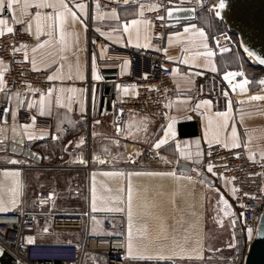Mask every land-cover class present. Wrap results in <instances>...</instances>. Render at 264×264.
Returning <instances> with one entry per match:
<instances>
[{
	"label": "crops",
	"instance_id": "crops-1",
	"mask_svg": "<svg viewBox=\"0 0 264 264\" xmlns=\"http://www.w3.org/2000/svg\"><path fill=\"white\" fill-rule=\"evenodd\" d=\"M170 1L172 6H183L192 0ZM42 2L53 7H32ZM9 3L11 8L7 7ZM63 3L70 11L61 6L60 0H0V21H4L0 31L5 33L7 28L21 23L34 38L25 48L31 67L53 77L52 89L38 98L6 93L4 87L0 91V97L8 104L7 120L0 123V143L34 141V150L42 158L38 166L22 171L7 164L27 159L0 149V207L3 211L16 210L20 205L33 207V183L50 185L44 174L56 166L47 150L57 149L59 154H68V162L78 164L72 167L79 176L73 184L81 193L78 198L83 200L80 211L88 204L92 212L109 214L110 232L124 235L127 257L176 259L187 264L203 261L208 219L218 211L223 194L217 178L208 172L193 177L176 167L180 161L202 162L206 149L212 145H243L250 156L264 157V99H251L264 95L251 92L232 104L224 94L216 99L204 94L205 73L220 72V65L219 52L210 37L211 26L200 11L194 19L170 22L164 53L172 64L174 91L165 119L159 121L131 111L121 125H116L112 104L133 94L134 79L145 69L129 57L118 63L109 62L107 45L130 52L151 48L152 25L145 14L160 3L129 0L115 9L97 5L89 8L83 0ZM89 13L93 32L106 40L90 51L86 28ZM133 20L137 23L132 24ZM200 32L204 35L200 36ZM209 52L213 54L209 56ZM0 62L3 75L6 63ZM104 84L110 85L108 94H104ZM23 106L31 109L33 118L48 121V127L37 128L33 118L19 123L18 112ZM185 121L197 123L196 136H178L177 125ZM161 140L166 142L156 148ZM87 155L95 165L133 167L125 170L95 166L88 171L84 166ZM220 181L232 198L230 182ZM224 207L233 214L230 204ZM94 225L97 231L104 229L100 218ZM67 237L78 239L71 234Z\"/></svg>",
	"mask_w": 264,
	"mask_h": 264
},
{
	"label": "built area",
	"instance_id": "built-area-1",
	"mask_svg": "<svg viewBox=\"0 0 264 264\" xmlns=\"http://www.w3.org/2000/svg\"><path fill=\"white\" fill-rule=\"evenodd\" d=\"M89 8L97 5L103 9H115L127 2L125 0H83ZM159 6L145 14L152 25L151 48H139L136 51L119 49L107 45L108 61L118 63L122 58L135 59L144 73L134 79L133 94L114 101L111 113L116 125H121L131 111L163 120L166 116L167 104L173 91L172 64L164 50L169 34L170 22L166 19V9L171 5L170 0H158ZM220 0H200L193 5L201 9L219 8ZM191 5V3H187ZM13 32L7 31L0 35V60L6 63L3 72V87L6 93L18 92L34 98L50 91L53 81L48 79L45 70L31 67L25 56V48L34 42L33 36L24 29L21 23H15ZM87 47L96 48L106 40L93 32L90 13L86 20ZM217 43L219 42L216 41ZM228 73H242L228 77ZM247 81V87L244 83ZM249 79L243 69H227L221 73L206 74L203 87L207 95L221 92L232 103L245 98L251 93ZM243 85V88L240 87ZM6 101L0 97V123L4 120ZM33 118L28 106H23L18 112L17 120L25 123ZM37 128L48 127V121L34 117ZM23 147L34 150V141H25ZM33 165L8 163L24 171ZM85 168L90 171L91 156L85 161ZM211 166V171H209ZM100 168H121L127 170L133 166H116L98 164ZM135 167V166H134ZM177 168V167H176ZM204 170L212 175L228 180L233 189V201L239 210V217L232 221L234 238L233 264H243L249 244L247 230L256 228L259 218L264 211V157H252L243 146L225 148L220 145L209 146L206 158L202 164H192L187 173L200 177ZM78 191L74 189V193ZM55 194L45 189L37 196L31 208L20 205L13 211H0V245L23 264H177L176 259H131L126 256L125 237L121 233L110 232L112 223L106 213H95L89 210L86 199V209L76 212H63L52 207ZM99 217L103 222L106 235H91L89 233L90 219ZM123 227H120L122 229ZM80 231L79 241L63 238L65 233ZM29 240L32 242L29 243Z\"/></svg>",
	"mask_w": 264,
	"mask_h": 264
},
{
	"label": "rangeland",
	"instance_id": "rangeland-1",
	"mask_svg": "<svg viewBox=\"0 0 264 264\" xmlns=\"http://www.w3.org/2000/svg\"><path fill=\"white\" fill-rule=\"evenodd\" d=\"M197 1L200 0H192L188 3H191V5L194 6L193 3ZM194 7L197 8L196 13L201 11V17L202 18L204 17L206 19L205 23L209 25V28L211 26L210 30L212 31V33L210 37L213 46L215 47V50L219 52L218 60L220 62V69H221L220 72H216V73H221L227 69L241 68L244 70L245 75L249 79L248 83H249V88L252 92L251 94L264 95V69L257 68L258 66L256 64H253L252 62H251L252 64L249 63V59L246 56V53L242 50L238 42V38L235 35L228 32L222 20L216 17V14L214 13L213 9L210 8L203 9V7L199 9L196 6ZM169 32H170V26H169ZM218 40L219 42L217 43L216 41ZM207 73H205L202 83L204 82ZM217 93L218 94H214V95H207L205 93L204 94L213 99L220 98L223 96L221 92H217ZM163 120H159V121H163ZM67 157L68 154L53 155L51 161H53L52 163L56 166V168H54L52 172L49 171L44 174L45 177L47 178L46 180L49 181L50 185L36 186L33 183L32 188L35 190L34 192L35 201L37 196L41 193V191L45 189H49L52 190L55 194L56 200L54 199L55 200L54 207L52 204L54 210L63 211V212H76V211H80V208L82 206L81 203H83V200L81 198H78L81 196V193L80 192L74 193L75 186L73 183L75 180L79 179V176H76L78 174L74 173V169L72 166L73 165L77 166L78 164L68 162ZM87 157L88 155L86 156V159ZM205 158H206V152L203 161L198 164H202ZM17 163L19 164L27 163L28 165H33L32 163L35 162L31 160H25V162L22 163L17 162ZM193 164H197V163H193ZM92 165L96 166L95 163H93ZM30 171H33V173L35 172L34 169ZM204 172H208V170H204ZM208 173L211 176H213L212 178H217V181L220 184L219 186L221 193L223 195H221V202L218 209L219 212L216 211L214 216H211L208 219L209 223L207 224L208 237H207L206 257L201 262H195L190 264H233L232 255H233L234 238L232 232V221L235 216L239 217V210L234 204L233 193L231 198L230 195H228L225 189L222 187L224 183L221 184L220 179L224 180V178L212 175L210 172ZM222 200H224V202ZM227 204H230L232 206L233 214L231 213L229 214L225 210L224 206ZM97 218L98 217H92L90 219L89 233L91 235H106L108 232L105 231L104 229L97 231L94 228L95 222H97V220L99 219ZM254 231L255 230L252 228L251 236L248 235L246 236L247 238H249V240L252 239L254 235ZM68 233L69 234L65 233L63 235V238L68 239L70 237L67 236L71 234V236L73 235V238L74 237L75 239L78 238L76 241L80 240L82 234L80 231H70ZM87 264H91V263L87 262ZM177 264H187V263H177Z\"/></svg>",
	"mask_w": 264,
	"mask_h": 264
},
{
	"label": "water",
	"instance_id": "water-1",
	"mask_svg": "<svg viewBox=\"0 0 264 264\" xmlns=\"http://www.w3.org/2000/svg\"><path fill=\"white\" fill-rule=\"evenodd\" d=\"M225 7L218 8L219 18L228 32L238 38V42L245 52L250 53L255 62L253 64L264 67L260 60H264V0H224ZM197 8L192 5L170 6L166 9V19L169 22L190 20L196 17ZM171 13V15H169ZM110 85L104 84V94H108ZM8 110V104L6 106ZM5 111L4 120H7ZM179 137H193L198 133L195 121L180 122L177 125ZM0 149L22 156L36 163L41 162V155L35 150H27L15 141L1 142ZM191 164L180 161L177 170L188 173ZM207 180V179H206ZM0 264H23L0 245ZM243 264H264V211L261 214L254 235L250 240Z\"/></svg>",
	"mask_w": 264,
	"mask_h": 264
},
{
	"label": "snow or ice",
	"instance_id": "snow-or-ice-1",
	"mask_svg": "<svg viewBox=\"0 0 264 264\" xmlns=\"http://www.w3.org/2000/svg\"><path fill=\"white\" fill-rule=\"evenodd\" d=\"M125 2H127V0H125ZM60 3H61V6L63 7V8H65V9H67V5L66 4H64L63 3V0H60ZM3 7V5L2 4H0V8H2ZM7 7H9V8H11L12 7V3H9L8 5H7ZM32 7H36V8H40V7H53V5L52 4H49V3H46V2H42V3H39V4H35V5H32ZM79 7H81V8H83L84 6L83 5H79ZM225 7V4H224V0H220V3H219V8L220 9H223ZM68 11H70V9H67ZM219 11H217L216 12V15L217 16H219ZM59 15V14H58ZM169 15H171V13H169ZM72 17H73V19H77V17H76V15H75V13H72ZM37 19H39V13H37ZM4 23V21H0V24H3ZM137 23V21L136 20H133L132 21V24H136ZM125 31H127V27H125V29H124ZM185 31H187V29L185 30ZM7 32L8 33H12L13 32V29L12 28H7ZM0 35H3V32L2 31H0ZM199 35L200 36H203L204 34H203V32H200L199 33ZM213 53H211V52H209L208 53V55L209 56H211ZM260 63H262V64H264V60H260L259 61ZM0 63H2V62H0ZM33 63H35V62H33ZM235 75H242V73H228V76L227 77H225L226 79L228 78V77H231V76H235ZM97 79H99V77H96ZM48 79H53V77H49ZM245 84L247 83V81H245L244 82ZM3 81H2V74H0V91H2L3 90ZM240 87L241 88H243V85H240ZM251 99L252 100H260V99H264V97H259V96H254V97H251ZM61 106H63V105H61ZM5 111L7 112L8 110L7 109H5ZM44 114V112H43V110H41V115H43ZM34 119L35 118H33V121H34ZM29 139H32V137L30 136L29 137ZM166 141L165 140H161V141H159L156 145H155V147L156 148H159L163 143H165ZM79 143H83V140H81ZM235 146H239V145H235ZM11 163H17V161H11ZM209 171H211L212 169H211V166H209V169H208ZM156 173H149V175H155ZM11 175H19L18 173H11ZM131 199V197L129 196V200ZM13 202H15V201H13ZM4 209H3V207H0V211H3ZM93 210H96L95 208L93 209ZM117 210H119V209H117ZM129 215H130V213H129ZM251 234H252V229H248L247 230V235L248 236H251ZM32 241L31 240H29V243H31Z\"/></svg>",
	"mask_w": 264,
	"mask_h": 264
},
{
	"label": "trees",
	"instance_id": "trees-1",
	"mask_svg": "<svg viewBox=\"0 0 264 264\" xmlns=\"http://www.w3.org/2000/svg\"><path fill=\"white\" fill-rule=\"evenodd\" d=\"M218 62H219V60H218ZM249 63H251L250 61H249ZM252 64V63H251ZM219 65H220V62H219ZM258 66V67H257ZM256 67L257 68H261V69H264V67H262V66H260V65H257ZM220 71H221V69H220ZM223 71V70H222ZM57 149H54V150H52V148L50 149H48L47 150V154H49V155H51V156H53V155H56V154H59V152L58 151H56Z\"/></svg>",
	"mask_w": 264,
	"mask_h": 264
},
{
	"label": "bare ground",
	"instance_id": "bare-ground-1",
	"mask_svg": "<svg viewBox=\"0 0 264 264\" xmlns=\"http://www.w3.org/2000/svg\"><path fill=\"white\" fill-rule=\"evenodd\" d=\"M217 11H218V10H216L215 13H216ZM217 17H219V16H217ZM245 53H246V56L248 57V59H249L250 62H255V63H256V60L254 59V57H253L250 53H248V52H246V51H245ZM246 87H247V84H246Z\"/></svg>",
	"mask_w": 264,
	"mask_h": 264
}]
</instances>
